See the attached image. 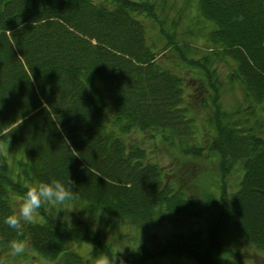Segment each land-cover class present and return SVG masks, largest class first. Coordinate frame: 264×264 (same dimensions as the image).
Masks as SVG:
<instances>
[{
    "label": "trees",
    "instance_id": "16d2710c",
    "mask_svg": "<svg viewBox=\"0 0 264 264\" xmlns=\"http://www.w3.org/2000/svg\"><path fill=\"white\" fill-rule=\"evenodd\" d=\"M165 13L154 0H0V260L11 259L16 237L3 217L49 177H70L79 199L41 208L20 238L52 264H92L97 251L120 252L124 264H243L241 248L264 260V0H199V24L211 28L204 55L179 45ZM220 62L232 67L243 109L223 108ZM187 80L214 92L204 102L208 139ZM150 140L176 152L183 176L153 160ZM207 158L219 161L217 187L191 166ZM200 194L211 208L203 234L190 229L152 248L134 233L167 219L176 229L200 222ZM129 228L121 251L110 237ZM72 244H89L91 256Z\"/></svg>",
    "mask_w": 264,
    "mask_h": 264
},
{
    "label": "rangeland",
    "instance_id": "374dc122",
    "mask_svg": "<svg viewBox=\"0 0 264 264\" xmlns=\"http://www.w3.org/2000/svg\"><path fill=\"white\" fill-rule=\"evenodd\" d=\"M160 3L161 8H165V15L164 17H167L168 23L166 26V29H170V22L172 20L177 21V34L176 40L179 42L180 46H186V43L197 46L200 49H197L201 51V54L204 55L205 51V45H206V35L208 33V30H211L210 26H207V29L202 24H199V20L197 19L198 16V1L199 0H154ZM146 23H149L146 21ZM151 35L154 36V40H159L156 38L157 31L154 29L153 25H149ZM165 41L161 39V46L165 45ZM163 48V47H162ZM196 51L195 53H197ZM189 53H191L189 55ZM188 55L192 58L193 55L192 52H189ZM169 54L165 55V57H168ZM162 56V58H165ZM171 57V56H169ZM166 60V58H165ZM217 73L219 75V81L223 85V92H222V104L223 108L227 111H235L238 108L243 106V96L242 91L239 87H233L229 82V76L232 74V67L230 64L224 62V63H218L217 65ZM187 79V78H186ZM187 84L190 87L189 93L190 97L188 99V106L193 110L195 119L198 124L201 125L203 132H205V139H208L213 136L210 132V127L208 126V118L211 115V110L208 108H205L204 102L206 100V97L209 98L210 96L213 97L214 92L211 90L207 85H203L202 83L199 84V87H196V89H192L191 87L197 85L196 83L187 80ZM205 88H208L210 91L206 90L203 92ZM210 103L209 105H211ZM139 141L138 139L136 142ZM162 141V140H161ZM161 141H147L146 145L144 147L149 150L151 157L154 161L160 164V166L163 167H169L171 168L172 172H174L178 177L184 175V169L182 167V163H180L176 158V152L167 144L161 142ZM144 144V140H143ZM218 160H210L209 158L202 160L200 162H193L191 163V166L194 167L196 170L199 169V176L202 178V180L205 183L211 184V181L215 182L213 183L215 187L219 185V182H221V175L219 173L218 169ZM178 165V167L176 166ZM179 165H181L179 167ZM188 166L189 168L191 167ZM242 177V174L237 171L234 175H232L229 178V191L233 192L234 189L237 187L238 183L240 182ZM186 182L188 181V177L185 178ZM205 187V186H203ZM199 199V208L202 209L204 213V218L200 222H192L190 224L178 227L171 225V220L167 219L163 222L164 225L160 226L157 229H152L144 233V231H140V233L137 232V230L134 231V233L138 236H143L144 239L149 243L148 245L152 248L159 247L162 243V240L168 239L169 237H175L177 234L188 232L190 229H196L198 230V233L203 234V231L205 229V223L206 219H208L210 214L208 210L211 208L204 207V203L206 201L205 197L200 194ZM196 202V201H194ZM64 210L66 213L72 214V213H79L80 209L78 207H73L70 205H65ZM208 213V214H207ZM66 215V214H64ZM168 218V217H167ZM80 219H83L80 217ZM86 221V219H85ZM205 222V223H204ZM197 223L199 225H197ZM181 232V233H180ZM133 230L129 228L128 230L121 232L123 236L120 233L115 234V236L110 237V241L115 245V247L121 251L126 250ZM176 238V237H175ZM135 239H138L137 237ZM127 241V242H126ZM73 250L78 252L79 254L85 256L86 258L91 256V253L93 251L92 247L89 244H72ZM242 257H243V264H264L263 258L258 256L255 252H253L251 249H243L241 248ZM5 264H52L51 262H48L47 260L39 257L37 254H35L29 245L26 246L25 253L20 257H15L7 261V259L4 261ZM150 264H195L193 261H190L185 258L181 259H165L163 261L157 262V263H150Z\"/></svg>",
    "mask_w": 264,
    "mask_h": 264
},
{
    "label": "clouds",
    "instance_id": "9594fccd",
    "mask_svg": "<svg viewBox=\"0 0 264 264\" xmlns=\"http://www.w3.org/2000/svg\"><path fill=\"white\" fill-rule=\"evenodd\" d=\"M50 107L46 106V111ZM51 119L52 118L51 114ZM56 121V120H55ZM79 199L78 191L73 190L71 178L58 179L49 177L33 187H29L20 197L18 205L14 206L11 213L3 217L2 223L7 229L15 232L16 237L8 241L10 256L20 257L25 253L26 242L20 237L24 236L26 226L32 225L38 219V213L45 206L56 207L66 201ZM120 252L97 251L92 257V264H124L118 256ZM0 264H5L0 260Z\"/></svg>",
    "mask_w": 264,
    "mask_h": 264
}]
</instances>
